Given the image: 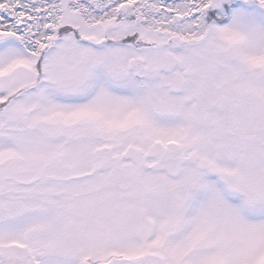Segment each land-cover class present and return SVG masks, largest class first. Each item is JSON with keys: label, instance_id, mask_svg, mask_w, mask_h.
Here are the masks:
<instances>
[{"label": "snow or ice", "instance_id": "snow-or-ice-1", "mask_svg": "<svg viewBox=\"0 0 264 264\" xmlns=\"http://www.w3.org/2000/svg\"><path fill=\"white\" fill-rule=\"evenodd\" d=\"M0 264H264V0H0Z\"/></svg>", "mask_w": 264, "mask_h": 264}]
</instances>
